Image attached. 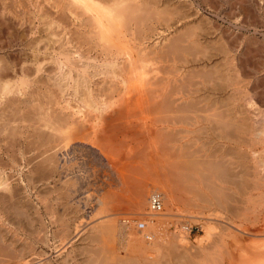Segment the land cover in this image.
<instances>
[{
  "label": "bare ground",
  "instance_id": "obj_1",
  "mask_svg": "<svg viewBox=\"0 0 264 264\" xmlns=\"http://www.w3.org/2000/svg\"><path fill=\"white\" fill-rule=\"evenodd\" d=\"M160 1L0 0V206L7 205V195L12 199L15 186L7 171L19 165V156L29 167L35 162L56 168L68 164L69 154L89 150L113 169L120 184L123 176L136 181L147 175L142 165L149 162L155 168H147L163 178L137 186L128 208L97 200L100 212L95 213L102 216L95 222L104 224L103 239L112 237L120 245L121 255L102 251L107 264H158L170 259L175 246L192 258L189 244L197 248L196 264H264V188L256 185L243 194L251 207L237 213L238 224L217 212V204L225 202L215 187L230 180V169L239 168L234 178L264 182V41L248 28L261 17L249 8L251 0H236L230 21L242 16L244 23L214 27L221 34L214 43L197 39V32L170 41ZM123 157L130 160L125 167ZM68 182L74 187L78 181ZM154 192L164 197L157 213L149 211ZM184 211L201 224L192 241L193 226L176 225ZM205 212L225 223L210 246L205 242L215 230L210 219L199 220ZM65 219L59 221L60 233L67 238L71 226ZM138 221L144 230L136 227ZM1 242L0 263L4 253L11 257ZM18 259L30 264L25 254Z\"/></svg>",
  "mask_w": 264,
  "mask_h": 264
},
{
  "label": "rangeland",
  "instance_id": "obj_2",
  "mask_svg": "<svg viewBox=\"0 0 264 264\" xmlns=\"http://www.w3.org/2000/svg\"><path fill=\"white\" fill-rule=\"evenodd\" d=\"M249 2H251V6L249 8L250 9L253 8L254 10L258 11L256 13L259 17H261L260 18L261 22H260V20L258 22V19H256L257 26H256V24L255 25L252 24V25H248V28L250 29V32H252V33H254L255 31L259 32V33H256V32L255 33L259 38L263 39V41H264V11L262 9H260L261 7H264L263 6L264 0H262V1H260V0H256V1L253 0L252 1L251 0ZM259 2H261L260 5H259ZM234 3H236V0H227V1L226 0H211V1L210 0H161L159 10H160V12L163 11L162 14L164 13L161 20L164 19L166 21L167 25L164 24L165 27H163L162 25H160V26H162L163 30H165V34H164L165 37L168 38L169 40L171 39L170 41H173L176 38L178 39L180 37L185 38L186 35H187L186 38L188 37L187 38V40H188V39H191L192 36H195V34H196L195 32H197L198 35H200V38H197V39H202L203 41L205 39L207 42H210V40H211L210 43H212L213 41L214 42L216 41L215 38L219 39L218 37L221 35L219 33V31H216L217 26H218V28L220 26L224 30H226V28L230 27L231 23H234V24L244 23L242 16H240L241 18L239 17V20L236 19L237 21L235 19H234L235 21L233 20L234 22H232V20L230 21V19H233V18H231L232 15L235 17V15L232 14V12L234 11L233 10ZM230 7H232V8H230ZM215 8H217V10H215ZM168 11L171 12L170 16L165 15V13H168ZM228 13L231 16H229ZM172 14H175V15L173 16ZM169 19H171V20H169ZM229 21H230V24H229ZM168 24H169V26H168ZM189 27L191 28V30ZM195 27L196 28L199 27L200 29L199 30L197 29L198 31H196ZM214 27H216V28H214ZM185 28H187V29H185ZM185 30L186 31L189 30L190 32L188 31V34H187V32L185 34ZM190 33L191 34L193 33L194 35H192L190 37V35H191ZM206 33H208V34H206ZM88 151L89 150H86L84 152H81L80 154L77 152H75L74 154L72 153L71 155L69 154L68 155V164H67L68 167H67V165L66 166L65 165L64 166L59 165L56 168H55V166H50V165L45 166L47 168H45L44 166L39 168V167L34 165L35 162L32 164V166L33 165L34 166L33 167L30 166V167H32V168H30L27 163H26V165L23 164L25 161L22 162L21 160L23 157L19 156V158H18L19 165L15 166L13 170L10 169L7 171L8 176L13 175L12 177L9 176V180L11 179L10 183L13 185V187L15 186L16 188L14 187L15 191L11 195L12 201L10 200L9 196L7 195V197H6L8 199V200H6V202H8L7 205L4 203L2 205V207L0 206V220H1V222H0V234H1L0 235L1 236L0 242L3 240L1 243L3 244V242H4L3 245L6 247V249L9 251V254L11 255V257L8 259V257L6 258V256H8V255L4 253V255H3L4 261L2 262L3 264H11V263L12 264H19V263H21L22 260H19L18 257L22 254H25L24 261H26L27 259H29L31 257L29 259L30 264H96V263L102 264L101 261L105 262L103 264H107L106 261H104V259H103L105 257V256H103L104 255L103 252L104 251H107V252L111 251L112 252L111 254L116 255V253L119 251L118 249L120 248V245L118 244L119 240L116 243L117 239H113L112 237L111 238L107 237V238L103 239V234H101V233L104 230V226H103L104 224H98L99 225V227H98V225L95 222V221H97L96 219H98V217L102 216V215H99V216L96 215V213L100 212L99 207H98V201H97L98 198L100 197L99 199H102L104 197L105 199L104 200L102 199V200L105 202H109V199H111L109 204H114L116 201V204H117L116 206L121 205V206H124L123 209H126V208H128V206H130V205H128L129 200L133 197V194L135 195L136 191H134V190H137V186L139 188L142 185H145V183H147V182H151L152 180L156 181V180H158L159 177L163 178V175H161L160 173H158V174L155 173V170L152 168L151 169L147 168V167H151V166L153 167L152 163H150L151 165L149 166V164H148L149 162H147L146 164H148V165H146V164L142 165L143 167L145 166L146 171H148V172L150 171L148 174V172H145V169H144V173L147 174V175H145L146 177L145 176L139 177L140 175H138V177H137L138 179L136 178L137 179L136 181H134V179H130V180L126 181V177L123 176V179L126 181V183H125L123 179L121 180V181H123V182H121L124 184L123 185V184H120L118 180H116V177L113 174V169L106 167V165H102V163H100L99 159H97L94 154H92V153H90V151L89 152ZM116 156H117V159L122 158V157H120V155L119 156L116 155ZM123 159H125L126 161ZM123 159H121L122 160L121 164L125 162L124 166H123V164L122 165L120 164V165L122 167H125V164L128 165L130 160L128 158V160H129L128 161L127 158H124V157H123ZM225 166L227 167L228 165L225 164L224 167ZM43 168H44V170H43ZM115 168H114V171H118L119 167L116 169ZM153 168H155V167H153ZM241 169H243V168H241ZM230 170H231L230 174H232L231 178H234L233 177L234 174L239 172L240 168L236 169L238 171H236L235 169H230ZM156 175H158V177ZM152 176H154V178ZM69 178L72 181H78V182H75V183H77L76 184L77 187L74 186L75 187L74 188L73 184L72 183L70 184L71 181L68 182ZM231 178L229 181L226 182V184L228 183L229 185L228 184L227 185L226 184L225 185L219 184V186L218 185L215 186V187H217V189L219 191H221V193L219 192L220 194L219 193L218 194H219V196L222 195L221 197H223L224 202H225V204H221L220 202L217 204L218 206L219 205L221 206L217 212L219 213V215L221 214L220 216H223L224 219L225 218L230 219V220L232 219L236 223L241 224L238 220V218L240 216L237 213H241V210H242V212H249V207H251V205H249V203L246 202V200H245L246 197H244L245 195L243 196V194H245V192H248L249 190L252 191V189L254 187H256V185H257V188H260V187L264 188V182L256 183L254 181H250L248 184L245 182L246 183L245 184L242 182L241 179H238V178L237 179L236 178L231 179ZM232 181L235 183V185H234V183H231ZM131 182H132V184H129ZM133 182H135V183H133ZM137 182H139V183H137ZM260 184H262V186ZM230 185H232V186H230ZM235 187H236V190L238 188L239 192L236 190L233 191V189ZM124 189H125V191H124ZM230 189H231V191H230ZM32 190H34V191H32ZM111 190L115 191V192L117 191V192L116 193L113 192L110 194V192H112ZM122 190L124 191V193H122L123 192ZM218 190H217V192H218ZM222 190H223V192H222ZM263 190L264 189H262V191ZM128 192H129V194H128ZM184 192H185V189H184ZM64 193H68L69 195L64 194ZM117 193H119L120 196H119V198L116 199ZM181 193H183V192H180V194ZM214 193H215V190H214ZM1 194H3V193L0 190V195ZM119 194H117V195H119ZM218 194L216 193L217 196H218ZM160 195H161V197L163 196L162 193ZM225 196H227V198H229V199L226 198L227 199L226 200L224 198ZM221 197H219V198H221ZM3 198H5V196H3ZM44 199H45V201H44ZM162 199H164V197H162ZM13 200H15V201H13ZM38 200H39V202H38ZM119 200H121L120 203L117 202ZM19 206H20V208H19ZM125 206H126V208H125ZM14 207H15V209H14ZM50 207L54 210L53 214H55V215L51 214ZM222 207L225 209L223 210ZM1 208H2V210L3 209L4 210L1 211ZM76 208H78V209H76ZM48 209L50 211H48ZM184 209H186V208H184ZM164 210H165L164 212H167V210L165 208H164ZM129 211L130 210H127L126 212L129 213ZM55 212H57V213H55ZM131 212H134V211H131ZM212 212L214 215L218 214L216 211H212ZM212 212H205V214H204L205 216L203 214H202V216L199 215V218L202 217L199 220H201L203 222H210V220H211L213 225H214V230H215L214 233L215 234L213 233V231H214L213 230L212 231L213 235H211L214 238L211 237V239H210L211 241L208 240V243H207V241L205 242V244H207V246H210V244H212L216 239H218V234L220 232L219 230H221V228H222V230L225 228L224 227L225 223H222L221 221L219 222L220 219L218 221L217 220L213 221L214 215L212 214ZM174 213H176V212L175 211L172 212V218H175ZM90 214L96 215V216L93 218L92 217L90 218ZM125 214L126 213H122L121 215L124 216ZM189 214H190L189 212L187 213V211H184L183 216H179V217L176 216V218L177 217L179 219L182 218V220L176 219L175 221L176 222L178 221L177 222L178 224H176L178 229L179 228L182 229L181 227L183 224L188 225L189 227L193 226L192 227L193 232L191 233V236L189 237V240L192 241L197 235H199L201 233V230H200L201 224H198L195 221H193V220H195V217L193 216V214H192L193 217ZM207 214H208V216H210V218H208ZM51 215H53V216L48 218V216H51ZM194 215H197V214H194ZM59 216L60 217L62 216L60 218L62 220L66 218L65 220H68V222L71 226V233L67 238L62 237V233H60V232H62V230L60 231V229H62V226H60L61 224L59 222L60 221ZM211 216H212L213 220L211 219ZM93 219H95V220H93ZM189 219H191V221ZM49 221L50 222L53 221L54 224H53V222L50 223ZM73 224L75 227L79 226L80 229L75 231V227L73 226ZM58 226H60V227H58ZM170 227L168 229H170V230H173V228L175 229L174 225H170ZM215 227H217L218 230L215 229ZM58 230H59V232H58ZM22 231H24V232H22ZM33 232H34V234H32ZM77 232H79L81 235L79 233L77 234ZM216 232H217V235H216ZM41 234H42V236H41ZM17 235H19V236H17ZM36 235L37 236L40 235L41 237L40 236L37 237ZM71 238H73V239L71 240ZM108 239L110 240L109 243H108ZM111 239H113V240H111ZM67 241H69V242H67ZM105 241H107V242H105ZM28 246L30 248H28ZM61 246H62V248H61ZM192 246L193 245L189 244V247L187 248V249L190 248L189 251L193 254V256H191L192 258H190L187 255L185 256V257L190 258L189 260H188V258L186 260V258L184 257L183 249L182 248L179 249L178 246H175L177 250L176 249L174 251L172 250L173 253H172V256H170V259H169V257L168 258L165 257L164 259H162L163 261L161 260V262H159V263L160 264H166V263L167 264H192V262H193V264H196L197 261H195L194 259L197 258V252L198 251H197V248H195L194 246L192 247ZM65 247H67V248H65ZM117 247H118V249H117ZM17 248H18V252H17ZM27 248H28V250H27ZM9 249H11L12 251ZM174 252H176V253H174ZM118 253H119V255H121L120 251ZM33 254H34V256H33ZM122 254H125V253H122ZM114 255H112V256H114ZM182 255H183V257H181ZM98 256L101 257L102 260H100V258ZM112 256H110V257H112ZM14 257L16 259H14ZM180 257H181V259H180ZM12 259H13V261H12ZM17 261H19V263ZM98 261H100V262H98ZM2 263H0V264H2ZM109 263L117 264L112 260H110ZM124 264H126V263H124ZM145 264H147V263H145ZM197 264H199V263H197Z\"/></svg>",
  "mask_w": 264,
  "mask_h": 264
},
{
  "label": "built area",
  "instance_id": "obj_3",
  "mask_svg": "<svg viewBox=\"0 0 264 264\" xmlns=\"http://www.w3.org/2000/svg\"><path fill=\"white\" fill-rule=\"evenodd\" d=\"M149 210L153 213H157L162 210V197L158 192H154L149 197ZM144 226L145 224L143 221L136 222V227L139 230L141 231L144 230ZM192 232H193V228H192Z\"/></svg>",
  "mask_w": 264,
  "mask_h": 264
}]
</instances>
